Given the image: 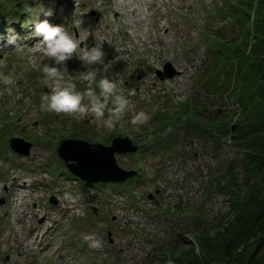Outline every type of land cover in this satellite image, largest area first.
I'll return each instance as SVG.
<instances>
[{
  "label": "rangeland",
  "instance_id": "obj_1",
  "mask_svg": "<svg viewBox=\"0 0 264 264\" xmlns=\"http://www.w3.org/2000/svg\"><path fill=\"white\" fill-rule=\"evenodd\" d=\"M223 2L0 0V72L18 77L10 90L0 83V264H168L192 245L196 252L203 231L215 234V227L233 218L236 184L246 187L247 157L232 144L233 128H225L236 109L234 94L215 86L218 50L240 43L233 17H224L228 9L216 14ZM35 3L51 11L39 20L64 25L84 40L81 47L102 44L98 79L107 76L129 100L113 130L91 115L72 118L40 109L50 89L33 61H51L28 48L40 40L32 35L33 24L24 26L25 9ZM252 19L244 55L256 46ZM13 34L23 51L7 43ZM166 64L174 74L160 78ZM66 67V78L86 91L81 77L87 67L75 54ZM230 74L234 80V68ZM139 111L151 118L137 133L130 121ZM11 137L30 142L29 153L13 152ZM115 137L137 146L116 153L120 167L137 172L124 182L83 185L57 154L67 138L110 145ZM17 193L24 195L21 209ZM65 193L78 199L68 202ZM86 235L100 247H90Z\"/></svg>",
  "mask_w": 264,
  "mask_h": 264
},
{
  "label": "trees",
  "instance_id": "obj_2",
  "mask_svg": "<svg viewBox=\"0 0 264 264\" xmlns=\"http://www.w3.org/2000/svg\"><path fill=\"white\" fill-rule=\"evenodd\" d=\"M254 1L224 0L216 4L217 15H223L222 7L228 9L224 17H233L235 32L240 36L235 48L218 50L215 86L220 87V93L234 94L236 109L226 116L229 119L225 128H233L232 144L246 151V187L240 190V184H236L233 218L215 227V234L203 231L196 239L199 254L192 245L173 258L175 264H264V0ZM250 17L256 46L244 55L243 44L252 34ZM233 68L234 80L230 74ZM245 251L249 255L242 258L240 252Z\"/></svg>",
  "mask_w": 264,
  "mask_h": 264
},
{
  "label": "clouds",
  "instance_id": "obj_3",
  "mask_svg": "<svg viewBox=\"0 0 264 264\" xmlns=\"http://www.w3.org/2000/svg\"><path fill=\"white\" fill-rule=\"evenodd\" d=\"M25 12L29 14V20L25 21L24 26L29 24L34 25L32 35L42 37L37 43L28 47L33 54L40 53L49 63L33 65L37 72L42 73L43 82L50 91L41 97L40 109L44 112L63 114L72 118H85L89 115L96 120L102 121L108 130H113L116 123L121 120L125 110L129 105V100L123 95L122 90L117 88V85L107 76L98 79L100 68L104 65L105 52L102 49V44L88 47L86 44L81 47L82 41L75 34L69 33L64 25H51L45 20H39L38 16L51 15V11L45 9L40 3V7L27 6ZM18 37L13 34L8 38L7 43L14 45L15 50L23 51L24 47L18 42ZM75 54L83 66L87 67V71L81 77L82 81L86 82V91L79 92L76 90V83L71 78H66L68 69L67 61L73 58ZM18 77L13 74L5 75L0 72V83L5 86H13ZM99 89V95H97ZM87 98L88 104L83 101ZM108 116L105 119V111ZM150 115L145 111L136 112L131 118V125L135 132H140L142 125H145L150 120ZM66 201L75 203L78 199L71 193H65L63 197ZM86 241H89L90 247H100V242L91 236H84ZM197 254L199 248L197 247ZM168 264H173L169 260Z\"/></svg>",
  "mask_w": 264,
  "mask_h": 264
},
{
  "label": "water",
  "instance_id": "obj_4",
  "mask_svg": "<svg viewBox=\"0 0 264 264\" xmlns=\"http://www.w3.org/2000/svg\"><path fill=\"white\" fill-rule=\"evenodd\" d=\"M169 70H171V73H169ZM164 71V74L157 72L160 78L171 77V74H174L170 64L164 66ZM31 145L30 142L20 137L9 139V147L17 154L27 155ZM136 147L126 137H115L111 140L110 145L67 138L59 143L57 154L68 172L85 183H119L137 175V172L120 167L116 162L115 154L135 152ZM50 201L54 202V200Z\"/></svg>",
  "mask_w": 264,
  "mask_h": 264
},
{
  "label": "bare ground",
  "instance_id": "obj_5",
  "mask_svg": "<svg viewBox=\"0 0 264 264\" xmlns=\"http://www.w3.org/2000/svg\"><path fill=\"white\" fill-rule=\"evenodd\" d=\"M127 5H130V6H131V5H132V2H131V1H128V2H127ZM131 11H133V9H132ZM39 38L41 39V37H39ZM118 155H119V154H118ZM22 195H23V194H20V195H19V194L17 193V197H18V198H17V201H18L17 204H18V208H19V209H21V202H22V201H20V198H21V199L24 198V195H23V196H22ZM21 212H24V209H22ZM34 234H35V232H34Z\"/></svg>",
  "mask_w": 264,
  "mask_h": 264
},
{
  "label": "built area",
  "instance_id": "obj_6",
  "mask_svg": "<svg viewBox=\"0 0 264 264\" xmlns=\"http://www.w3.org/2000/svg\"><path fill=\"white\" fill-rule=\"evenodd\" d=\"M104 194V193H103Z\"/></svg>",
  "mask_w": 264,
  "mask_h": 264
}]
</instances>
